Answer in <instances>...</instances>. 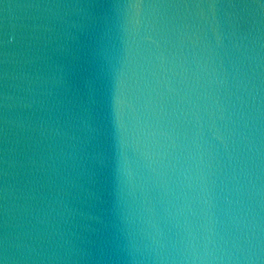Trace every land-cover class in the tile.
Listing matches in <instances>:
<instances>
[{
	"label": "water",
	"instance_id": "obj_1",
	"mask_svg": "<svg viewBox=\"0 0 264 264\" xmlns=\"http://www.w3.org/2000/svg\"><path fill=\"white\" fill-rule=\"evenodd\" d=\"M0 264H264V0H0Z\"/></svg>",
	"mask_w": 264,
	"mask_h": 264
},
{
	"label": "snow or ice",
	"instance_id": "obj_2",
	"mask_svg": "<svg viewBox=\"0 0 264 264\" xmlns=\"http://www.w3.org/2000/svg\"><path fill=\"white\" fill-rule=\"evenodd\" d=\"M2 46H3V35L0 34V47H2Z\"/></svg>",
	"mask_w": 264,
	"mask_h": 264
}]
</instances>
